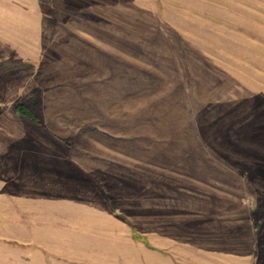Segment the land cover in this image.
<instances>
[{
  "label": "rangeland",
  "instance_id": "1",
  "mask_svg": "<svg viewBox=\"0 0 264 264\" xmlns=\"http://www.w3.org/2000/svg\"><path fill=\"white\" fill-rule=\"evenodd\" d=\"M0 264H264V0H0Z\"/></svg>",
  "mask_w": 264,
  "mask_h": 264
},
{
  "label": "trees",
  "instance_id": "2",
  "mask_svg": "<svg viewBox=\"0 0 264 264\" xmlns=\"http://www.w3.org/2000/svg\"><path fill=\"white\" fill-rule=\"evenodd\" d=\"M16 113L23 119L31 122L32 124L39 125L40 119L38 115L29 106L24 103H19L16 106Z\"/></svg>",
  "mask_w": 264,
  "mask_h": 264
}]
</instances>
